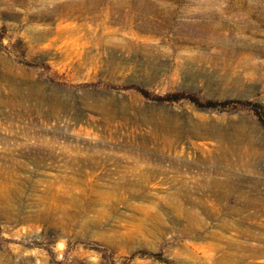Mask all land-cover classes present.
<instances>
[{"label": "rangeland", "instance_id": "1", "mask_svg": "<svg viewBox=\"0 0 264 264\" xmlns=\"http://www.w3.org/2000/svg\"><path fill=\"white\" fill-rule=\"evenodd\" d=\"M134 86L264 111V0H0V264H264V124Z\"/></svg>", "mask_w": 264, "mask_h": 264}, {"label": "trees", "instance_id": "2", "mask_svg": "<svg viewBox=\"0 0 264 264\" xmlns=\"http://www.w3.org/2000/svg\"><path fill=\"white\" fill-rule=\"evenodd\" d=\"M142 96L147 99L155 101H165V102H175L179 100H188L194 105L202 108L218 109V110H228V109H238L242 107L249 108L257 120L264 124V111L262 110L260 104L252 100L234 99V98H224V99H201L197 94L192 92H168L164 94H153L149 92L146 88L141 86H134ZM135 254V253H134ZM132 254L131 256H133ZM139 255L152 257L164 264H176L173 260L169 259L159 251H149L140 250ZM130 256V257H131Z\"/></svg>", "mask_w": 264, "mask_h": 264}, {"label": "bare ground", "instance_id": "3", "mask_svg": "<svg viewBox=\"0 0 264 264\" xmlns=\"http://www.w3.org/2000/svg\"><path fill=\"white\" fill-rule=\"evenodd\" d=\"M2 169H3V167H2Z\"/></svg>", "mask_w": 264, "mask_h": 264}]
</instances>
